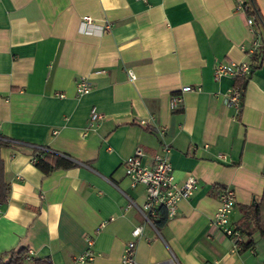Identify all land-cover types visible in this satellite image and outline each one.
<instances>
[{
  "label": "crops",
  "instance_id": "obj_1",
  "mask_svg": "<svg viewBox=\"0 0 264 264\" xmlns=\"http://www.w3.org/2000/svg\"><path fill=\"white\" fill-rule=\"evenodd\" d=\"M245 1L0 0V137L8 141L0 157L9 186L0 255L25 245L51 264H120L134 240L137 264H264V242L246 217L264 187V33L255 23L250 30ZM253 2L264 18V0ZM82 15L110 26L81 31ZM253 39L260 47L252 50ZM224 60L255 67L245 78L215 79ZM80 76L90 85L84 95L75 92ZM234 86L238 108L226 101ZM92 107L103 116L87 128ZM157 128L177 183L191 174L197 188L152 227L136 208L145 186H130L123 163L140 148L152 165ZM45 149L75 164L44 174L32 156ZM226 188L235 196L230 223L250 231L251 247H234L213 223ZM123 193L135 205L126 208ZM90 237L94 258L81 263Z\"/></svg>",
  "mask_w": 264,
  "mask_h": 264
},
{
  "label": "built area",
  "instance_id": "obj_2",
  "mask_svg": "<svg viewBox=\"0 0 264 264\" xmlns=\"http://www.w3.org/2000/svg\"><path fill=\"white\" fill-rule=\"evenodd\" d=\"M245 3H240V10L245 11L246 8ZM250 30L252 32L255 31L254 18L251 16H246ZM81 31L84 32H92L91 28L95 27V25H99V32L108 30L110 23L102 22L97 23L94 22L89 15H82L80 18ZM254 30V31H253ZM252 44L254 48L260 47L264 52V42H261L259 45L256 40L253 39ZM250 65L248 62L242 61H228L224 60L219 62L218 64H214L213 66V74L215 75V79L220 78L221 75L228 74L231 78L234 77H247L250 73ZM130 76H132V73ZM181 89L184 91L193 90L190 86L184 85ZM90 90V85L88 79L85 76H80L77 78L75 82V92L79 95H84ZM241 89L239 87L234 86L230 91H228L226 96V101L233 106L234 108H238L241 103ZM179 96H172L171 103L173 106H176V102L179 101ZM103 113L97 111L96 108L90 109L88 115V122L86 124L87 128L95 127L99 121L101 120ZM158 135L161 140L160 151L155 153L153 156L154 160L152 165H146L142 163V155L143 152L140 148H135L133 153L128 155L126 160L123 163L124 173L126 177L129 179L130 186L134 185H143L145 186V195L144 202L140 207H137V211L141 214V218L143 221L151 224L152 227H155L154 219L158 215V209L162 207L165 210L166 217H171L176 212V204L177 202L183 200L188 197L195 188H197V184L195 183V179L191 174H188L181 183H177L174 177V171H172V166L170 163V158L168 157V153L170 150V144L164 140L165 131L162 128H157ZM33 160V158H32ZM126 200H128V204H126V208H129L132 205H135L134 201L128 196L126 193H123ZM218 207L216 209V213L213 216V223L219 226L220 230L230 237L233 242L234 247L239 248V244L242 240L245 239L243 237L241 231L230 223L229 214L232 212V207L234 205L235 196L232 192V189H224L218 195ZM1 205H0V214H1ZM142 227L138 225L135 226L133 230H131V235L133 237H139L141 235ZM92 238H87L86 243L87 247L81 253L77 255V261L79 262H88L94 258L91 245H93ZM136 242L131 240L127 244L124 245L122 249V258H120V264H137L134 255ZM27 259L31 256L32 252L27 250Z\"/></svg>",
  "mask_w": 264,
  "mask_h": 264
},
{
  "label": "trees",
  "instance_id": "obj_3",
  "mask_svg": "<svg viewBox=\"0 0 264 264\" xmlns=\"http://www.w3.org/2000/svg\"><path fill=\"white\" fill-rule=\"evenodd\" d=\"M244 3L247 5L245 8L246 15L254 18V23L262 31V33H264V18L262 17L258 9L259 6L255 4L253 0H246ZM253 59H256L255 56H253ZM254 67L255 65L251 64L250 70H252ZM6 145H8V141L5 138L3 139L0 137V153ZM32 158L33 162L44 174L60 168H69L75 164V161L72 162L71 160H69V158H67L66 155L55 153L54 151L49 149L39 150L35 152ZM3 167L4 164L0 157V205L5 202L7 193H9V186L6 179L4 178ZM249 209V212L246 213L248 216L246 217H249L254 223L250 231L253 233L254 231H257L262 237V241L264 242V187L260 199L254 200ZM157 212L161 214L162 218L166 216L162 208L158 209ZM154 224H157V222H154ZM239 230L242 233L246 232L247 234V237L240 242L239 246L241 245L243 247H251L253 241L250 237V231H244L241 227L239 228ZM27 250L28 247H26L25 245H20L9 249L8 252L0 255V264H26L25 261L28 255ZM28 259H30L29 264H51L48 259L43 257L35 258L29 256Z\"/></svg>",
  "mask_w": 264,
  "mask_h": 264
}]
</instances>
